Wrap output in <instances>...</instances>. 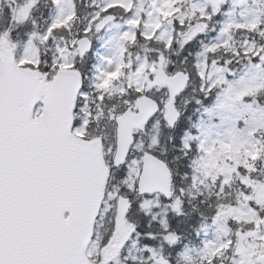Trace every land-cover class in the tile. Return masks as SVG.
Returning <instances> with one entry per match:
<instances>
[{
    "label": "snow or ice",
    "instance_id": "6c2138e0",
    "mask_svg": "<svg viewBox=\"0 0 264 264\" xmlns=\"http://www.w3.org/2000/svg\"><path fill=\"white\" fill-rule=\"evenodd\" d=\"M0 264H264V0H0Z\"/></svg>",
    "mask_w": 264,
    "mask_h": 264
}]
</instances>
